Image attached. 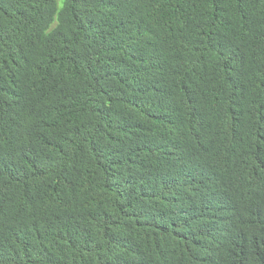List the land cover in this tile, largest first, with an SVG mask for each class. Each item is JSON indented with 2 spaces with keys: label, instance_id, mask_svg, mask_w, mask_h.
<instances>
[{
  "label": "trees",
  "instance_id": "1",
  "mask_svg": "<svg viewBox=\"0 0 264 264\" xmlns=\"http://www.w3.org/2000/svg\"><path fill=\"white\" fill-rule=\"evenodd\" d=\"M0 264H264V0H0Z\"/></svg>",
  "mask_w": 264,
  "mask_h": 264
}]
</instances>
